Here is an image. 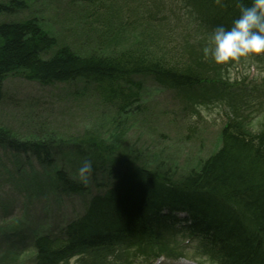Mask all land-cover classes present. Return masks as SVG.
<instances>
[{"label": "trees", "instance_id": "obj_1", "mask_svg": "<svg viewBox=\"0 0 264 264\" xmlns=\"http://www.w3.org/2000/svg\"><path fill=\"white\" fill-rule=\"evenodd\" d=\"M179 1L193 14L196 28L210 34L219 25L231 27L239 16L240 0ZM81 2L92 20L85 16L88 31L99 46L115 49L122 43L124 32L136 31L140 39L132 48L114 56L92 53L81 57L66 46L58 47L36 21L0 24V102L2 82L8 74L41 86L83 82L93 87L102 103L123 115L139 103L143 86L138 78L148 77L159 88L180 98L204 85L208 93L221 94L209 98L223 101L221 108L228 111L223 110L220 147L173 185L168 174L143 167L147 163L144 159L141 166L123 170L115 177L108 172L110 167L117 166L101 167L105 182L100 180L89 186L67 181L62 184L64 193L88 195L84 211L65 223L33 230L28 236L30 241L25 244L24 240L17 247L32 248L34 264H71L78 257L85 264H136L134 258L119 251L135 245L147 253L142 264H150L156 251L174 255L178 244L187 239L189 246L210 263L264 264V122L260 130L253 126L255 120L264 119V107L244 101L255 115L246 119L249 114H243L237 95L247 86L219 78L216 74L221 72L215 66L211 77L200 70L198 51L186 49L185 38L178 29L176 37L183 36L180 43L174 42V34L164 28L167 13L161 12L158 0ZM243 2L250 5L251 0ZM13 5L10 9L0 6V13L26 8L21 2ZM252 57L264 62V54ZM230 83L234 90L227 89ZM8 134L0 130V142H11L22 154L38 156L45 142H22ZM85 145L103 162L116 154L114 149L95 140ZM129 151L141 159L137 151ZM82 156L89 157L87 153ZM159 187L168 189H163L164 193ZM158 194L157 201H150ZM200 204L203 206L199 208ZM180 213H185L186 218H179ZM148 221L159 230L158 234L145 230Z\"/></svg>", "mask_w": 264, "mask_h": 264}, {"label": "rangeland", "instance_id": "obj_2", "mask_svg": "<svg viewBox=\"0 0 264 264\" xmlns=\"http://www.w3.org/2000/svg\"><path fill=\"white\" fill-rule=\"evenodd\" d=\"M15 2L23 3L26 8L12 13L2 11L0 24L36 21L44 33L55 39L58 47L66 46L81 57L92 53L114 56L132 48L140 39L136 31L124 32L122 43L115 49L99 46L95 36L88 31L87 19L92 20L85 13L86 6L81 0H0V6L10 9ZM158 2L162 4L161 12L167 13V20L162 23L164 28L174 34V42L180 43L186 33L193 31V18L178 16L182 9L179 0ZM177 29L180 35L183 34L182 37H176ZM206 43L203 41L197 49L202 55ZM51 54L48 52V55ZM216 75L225 81L235 80V85L247 86L240 89L237 95L243 114H249L246 119L250 120L255 115L244 101H253L264 107V82L261 83L264 79V62L244 58L242 62L234 64L229 72ZM138 80L143 86L139 103L131 112L123 115L114 107L102 103L91 87L83 82L41 86L15 74H8L2 82L0 130L18 141L33 144L45 141L49 143V148L54 144L52 155L56 159L52 160H64L66 164L76 163L83 153L90 155L85 144L95 140L116 151L115 155L107 158L108 162L102 168L107 165L120 168L133 165V159L127 153L132 154L129 150H135L142 155L141 160L147 162L143 167L153 168V162L167 165L172 175L180 178L191 169L198 168L201 160L218 149L224 113L228 111L221 108L216 98L209 97L221 94L187 92L180 100L174 93L159 88L148 77ZM227 89L234 90V86L230 83ZM185 108L187 112H184ZM262 122L263 118L255 120V130L261 129ZM1 143L5 146L0 145V264H33L32 248L17 246L24 240L25 244L28 243V236L33 230L53 223L62 224L66 219L82 213L88 195H68L61 190L63 187L54 188L52 183L56 193L34 199L22 197V191H15L13 187L23 177H34L42 183L44 172L36 165L33 154L18 153L11 142ZM78 148L82 151L79 152ZM39 165L48 169V166ZM49 168L54 170V166ZM99 178L104 182L107 180L105 174ZM86 181L84 183L89 186L93 183L89 176ZM37 219L43 222H35ZM20 248L23 250L18 253ZM156 253L164 254L163 251ZM156 259L152 264H156ZM71 264H85V261L78 257ZM161 264L202 263L199 255L191 254L177 260L167 257ZM204 264L215 263L207 260Z\"/></svg>", "mask_w": 264, "mask_h": 264}, {"label": "bare ground", "instance_id": "obj_3", "mask_svg": "<svg viewBox=\"0 0 264 264\" xmlns=\"http://www.w3.org/2000/svg\"><path fill=\"white\" fill-rule=\"evenodd\" d=\"M190 13L191 12L189 10L185 9L182 6V9H181L180 14L178 16L192 17L193 14H190ZM194 24H195V22L193 21V23H192V30L193 31L190 33H186L184 36L186 49H191V48H195L196 50L199 49L202 46V42L207 41L208 37L211 35L210 33H208L205 30L196 28V24L195 25ZM199 55L200 56H199V59L197 61V66L199 67L200 70L204 71L206 73V75L208 73L209 76L211 77L210 71H213L214 66H215L217 72H224L227 64L219 65V64H216L215 62L213 63V60H212V64H209L208 61L211 58L206 59L201 54V52H199ZM86 86L91 87V89L93 90L92 86H88V85H86ZM206 88L207 87L204 85L197 86L194 88V91L196 93H199V92L208 93ZM218 102H219L218 104H221L222 101H218ZM218 104L215 105V107L218 106ZM194 105H199V103H195ZM183 110H184V112H187L186 108ZM189 112L190 111L188 110V113ZM197 116H199V115H197ZM50 141L52 143H54L53 140H50ZM53 145L54 144H52L49 148V143L44 142V145L40 147V149H41L40 153H37L38 156L33 155V157L36 159L35 160L36 165L41 169V171L44 172V176H43L44 181L42 183H40V179L37 180L34 177H25V178L23 177V178H21V181L13 187V189H15V191H17V190L22 191V193H23L22 197H26V199H28L29 197H33V199H34L36 196H40V195L46 196L49 193H56L54 191V189L52 188V183L55 185L54 188H59V189L62 188L63 187L62 184H66L67 181H68V183H74L75 185H79L81 183H84V181H82L78 176V169L81 166L82 162H84V161H91L92 162V171L89 174L90 181L97 182V181L101 180L99 177L101 174H104V173H101L99 171V169L101 167L105 166L106 164L103 161L97 160V158L93 155V151L91 149L86 148L90 152V155L87 159H84L82 157V155H79V159L78 160L76 159V163L66 164L64 162V160H60L61 162L58 160H52V159H56V156L52 155L53 154V150H52ZM219 147H220V135H219L218 148ZM127 155L131 159H133V165L125 166L122 169L120 167H110V171L108 172L110 176H113V177L120 176V173L123 170H130L131 168L134 169V168H137L134 166H139V165L141 166L143 164V161L141 159H139L137 156H134L130 153H127ZM47 156H48V160H47ZM74 161H75V159H74ZM38 163L41 165L48 166L49 170L42 168ZM153 163H154V165L152 164L153 168L152 167L149 168L148 166L145 168L152 170V171L163 172L165 174H168L170 180L172 181V185L174 183L175 184L178 183V181H179L178 178H176L172 175L171 171L168 170L167 165L159 164L156 162H153ZM52 166H54V170H50L51 168H49V167H52ZM162 166H164V168ZM105 176H106V174H105ZM85 182H87V181H85ZM159 188L162 189V192H164V190L168 189V188H161V187H159ZM158 198H160L159 194L156 196L153 195L150 201H152V202L157 201ZM171 203L172 202H169L167 204H171ZM198 206L200 208L203 205L200 204ZM172 207L173 208H179L176 206H172ZM174 210L177 211L178 209H174ZM242 215L243 214H241V216ZM178 216H179V218H181L183 220L186 218L187 215L185 213H180ZM146 229L147 230L150 229L151 231H153L154 235L159 233V230L156 227H153V225L149 221L146 222L145 230ZM251 234H254L253 230H251ZM224 238L226 239V236ZM119 251L124 253V255H126L127 257L134 258L136 261V264L144 263L146 258H147L146 251H144V250L142 251L141 249H139L135 245L130 247L129 249L123 248V249H120ZM31 261L34 264L35 260L33 257L31 258Z\"/></svg>", "mask_w": 264, "mask_h": 264}, {"label": "clouds", "instance_id": "obj_4", "mask_svg": "<svg viewBox=\"0 0 264 264\" xmlns=\"http://www.w3.org/2000/svg\"><path fill=\"white\" fill-rule=\"evenodd\" d=\"M202 51L206 59L219 65L264 54V0H251L250 5L240 0L238 18L231 27H215ZM91 171L92 162L84 161L78 176L86 181Z\"/></svg>", "mask_w": 264, "mask_h": 264}]
</instances>
